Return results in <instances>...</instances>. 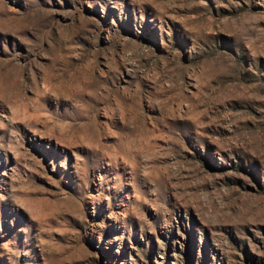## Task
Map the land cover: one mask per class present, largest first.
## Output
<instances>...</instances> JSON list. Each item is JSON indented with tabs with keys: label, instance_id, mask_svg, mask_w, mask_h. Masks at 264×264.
<instances>
[{
	"label": "rangeland",
	"instance_id": "374dc122",
	"mask_svg": "<svg viewBox=\"0 0 264 264\" xmlns=\"http://www.w3.org/2000/svg\"><path fill=\"white\" fill-rule=\"evenodd\" d=\"M0 264H264V0H0Z\"/></svg>",
	"mask_w": 264,
	"mask_h": 264
}]
</instances>
